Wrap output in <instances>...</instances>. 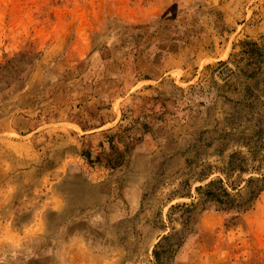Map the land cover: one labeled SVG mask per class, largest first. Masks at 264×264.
<instances>
[{
    "label": "rangeland",
    "instance_id": "rangeland-1",
    "mask_svg": "<svg viewBox=\"0 0 264 264\" xmlns=\"http://www.w3.org/2000/svg\"><path fill=\"white\" fill-rule=\"evenodd\" d=\"M132 170L115 263L264 264V0H0V229Z\"/></svg>",
    "mask_w": 264,
    "mask_h": 264
},
{
    "label": "crops",
    "instance_id": "crops-1",
    "mask_svg": "<svg viewBox=\"0 0 264 264\" xmlns=\"http://www.w3.org/2000/svg\"><path fill=\"white\" fill-rule=\"evenodd\" d=\"M132 171L127 179L117 181L114 196H104L99 202L98 192H91L90 199L85 198L78 207L65 205L56 214V223L41 229L32 222L26 237L18 235L16 228L0 229V264H119L113 258L124 257L127 248L120 247L119 242L136 239L137 210L142 213L137 170ZM136 191L141 201H135ZM151 234L150 230L145 239L151 240Z\"/></svg>",
    "mask_w": 264,
    "mask_h": 264
},
{
    "label": "trees",
    "instance_id": "trees-1",
    "mask_svg": "<svg viewBox=\"0 0 264 264\" xmlns=\"http://www.w3.org/2000/svg\"><path fill=\"white\" fill-rule=\"evenodd\" d=\"M212 183H213V182H210V183L208 184V186H210ZM197 189L200 191V190L202 189V187L200 186V187H198ZM207 194H211V195H213L214 193H212L211 191H208Z\"/></svg>",
    "mask_w": 264,
    "mask_h": 264
}]
</instances>
